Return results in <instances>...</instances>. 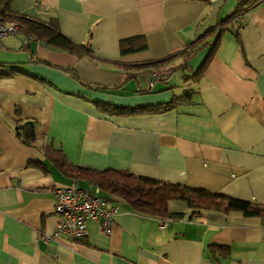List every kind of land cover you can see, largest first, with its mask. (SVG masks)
<instances>
[{
	"label": "crops",
	"instance_id": "obj_1",
	"mask_svg": "<svg viewBox=\"0 0 264 264\" xmlns=\"http://www.w3.org/2000/svg\"><path fill=\"white\" fill-rule=\"evenodd\" d=\"M10 5L28 17L58 19L61 31L94 55L78 56L20 31L0 38V264H264V215L193 213L185 200L168 205L183 217L160 220L107 195L121 206L111 234L92 221L74 242L42 237L57 223L53 188L74 181L48 157V145L78 166L128 170L264 206V2L223 31L217 18L231 14L238 0ZM209 28L206 41L218 43L202 75L194 74L210 47L188 62L179 54L159 67H135L181 52ZM138 36L147 49L122 54L120 40ZM174 66L186 74L183 86L157 84L174 71L156 77V68ZM173 100L168 110L135 114L111 113L96 103ZM32 122L35 139L28 143L20 126Z\"/></svg>",
	"mask_w": 264,
	"mask_h": 264
},
{
	"label": "trees",
	"instance_id": "obj_2",
	"mask_svg": "<svg viewBox=\"0 0 264 264\" xmlns=\"http://www.w3.org/2000/svg\"><path fill=\"white\" fill-rule=\"evenodd\" d=\"M11 0H0V23L7 20H15L18 25V32H23L26 36L34 38L38 41L54 47L72 52L78 56L94 55L92 48L88 44L77 43L66 36L60 28L58 19L42 21L36 18L28 17L25 14H20L11 9ZM264 0H238V5L235 10L223 19L217 18V24L222 25V31L227 28V24L237 17L248 12L250 9L257 7ZM213 28H209L204 34L200 35L188 47L181 52L170 54L166 58L147 61L141 64H136L135 67L159 66L162 63L169 61L173 56L182 54L187 62L194 57L200 50L205 47H210V53L206 60L196 70L195 76L202 75L209 60L213 56V51L217 47L218 39L214 43L206 41L205 36L211 32ZM235 35L241 42L238 29ZM120 52L122 54L142 51L147 49L148 43L144 36H138L120 40ZM189 59V60H188ZM185 64L182 65V67ZM131 68V66H125ZM180 68V67H179ZM178 66L169 68V73L176 71ZM71 71V70H70ZM76 75L74 71H71ZM102 88L103 86H98ZM120 87V86H118ZM97 106L105 111L116 114H135V113H150L161 112L168 110L176 105V101L171 103L149 105V106H120L111 105L108 103L96 102ZM24 141L33 143L35 139L34 125L25 124L20 126ZM46 151H50L48 157L58 167L63 175L74 180L85 181L86 184H93L100 188L104 197L115 196L123 200L132 210L143 215L155 217L160 220H168L172 218L183 217L181 213L170 212L168 205L171 200H185L193 213L203 210H216L224 213L231 211H240L245 215L262 216L264 215V206L254 204L251 201L228 196L221 193L212 192L205 189H196L182 183L166 182L158 179H151L136 175L128 170L106 169L103 171L82 167L73 164L67 159L62 150H56L54 147L46 146ZM38 166L46 170L44 163L38 162Z\"/></svg>",
	"mask_w": 264,
	"mask_h": 264
},
{
	"label": "built area",
	"instance_id": "obj_3",
	"mask_svg": "<svg viewBox=\"0 0 264 264\" xmlns=\"http://www.w3.org/2000/svg\"><path fill=\"white\" fill-rule=\"evenodd\" d=\"M17 32V24L0 23V38ZM154 75L160 77L162 73L155 71ZM53 193L57 223L51 233L43 234V238L64 237L74 242L87 235L88 224L92 221L99 224L102 233L111 234L114 218L121 206L104 197L99 187L93 184L83 186L80 180H74L67 185L55 186Z\"/></svg>",
	"mask_w": 264,
	"mask_h": 264
},
{
	"label": "rangeland",
	"instance_id": "obj_4",
	"mask_svg": "<svg viewBox=\"0 0 264 264\" xmlns=\"http://www.w3.org/2000/svg\"><path fill=\"white\" fill-rule=\"evenodd\" d=\"M4 23H8V24H13V23H16L15 20H7V21H4ZM194 62L196 63V60H194ZM175 64V62L173 63ZM162 66V65H160ZM159 67V66H158ZM198 67V65H197ZM169 68H156L155 71H158V72H161V73H166V71H168ZM188 73V72H187ZM185 73H183V71L181 70H176L174 71L170 76H169V80L168 82H165V81H161V80H157V84H163V85H169L171 87H182L183 86V83H185ZM188 75V74H187ZM138 78H140V81L143 82L144 84H146V87L149 86V82L147 81V78H146V73H141L138 75ZM134 82V81H133ZM143 85V84H142ZM189 85V84H188ZM81 184L83 186H86L87 184L85 183V181H82Z\"/></svg>",
	"mask_w": 264,
	"mask_h": 264
}]
</instances>
